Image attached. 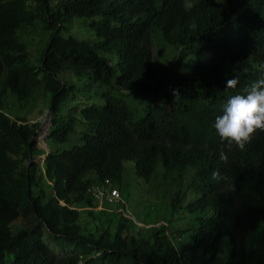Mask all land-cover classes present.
<instances>
[{
    "label": "trees",
    "instance_id": "1",
    "mask_svg": "<svg viewBox=\"0 0 264 264\" xmlns=\"http://www.w3.org/2000/svg\"><path fill=\"white\" fill-rule=\"evenodd\" d=\"M33 1L36 9L0 0V264H220L225 239L227 264H264V130L237 145L213 127L229 96L264 79V0ZM38 18L49 38L37 66L18 33ZM75 18L93 19L96 42L61 36ZM157 30L170 46L197 47L192 70L158 78ZM101 53L118 54V63ZM65 74L103 92L81 93ZM40 88L54 120L46 143L64 144L77 130L85 142L51 151L43 164L35 162L45 154L34 140L41 123L6 111L9 94L28 101ZM132 91L155 96L143 117L125 99ZM77 92L85 102L64 113ZM128 161L148 182L161 165L182 187L196 171L188 191L203 195L172 203L175 213L197 216L183 232L189 240L178 245L167 225L139 228L98 211L89 187L106 179L118 186Z\"/></svg>",
    "mask_w": 264,
    "mask_h": 264
},
{
    "label": "rangeland",
    "instance_id": "2",
    "mask_svg": "<svg viewBox=\"0 0 264 264\" xmlns=\"http://www.w3.org/2000/svg\"><path fill=\"white\" fill-rule=\"evenodd\" d=\"M27 1L29 7H35L33 0ZM61 1L63 0H54L52 6ZM92 20V18H75L68 23H64L60 34L62 37H74L86 43H94L97 41V37L90 26ZM18 36L28 46L33 64L38 66L49 38V33L45 30L43 19L38 18L34 24L20 30ZM154 45L156 56L153 64L158 78L163 77L165 72L172 68L179 72H187L193 69L197 47L182 50L180 47L170 46L164 42L162 32L159 30L155 32ZM161 49L163 51L159 54ZM101 55L109 58L114 65L118 63V54L101 53ZM63 77L75 81L74 75L65 74ZM75 82L81 86V93H92L95 96L97 90L103 92V86L99 83L90 86L91 82H87V79H83L82 81H78L77 79ZM36 92L35 96L31 97L28 101H20L15 95L9 94L7 98V113L15 119L26 118L42 123L47 118L48 110H50V95L42 88L37 89ZM130 96H126L125 99L137 118L143 117L146 114L149 102L155 98L153 95L144 96L139 91H132ZM84 97L86 96L77 92V100L75 99L74 101V95L71 96L70 100L63 105V112L67 113V110L77 102L84 103ZM95 99L96 105L101 106L104 104L101 98L95 97ZM47 126L48 124H45V130ZM40 136L41 134H39V141L37 142L44 147L46 144L47 148L49 145L51 151L71 150L75 146H83L85 143L81 138L82 132L78 130L70 136L66 143L61 145H52L51 142L47 144L46 136L42 137V141H40ZM43 159L44 156L36 157L35 162L42 164ZM195 176L196 171L191 169L182 187L179 185L181 180L178 178L177 181H171L165 168L161 165L156 178L152 182H148L138 175L136 163L134 161H128L126 162L123 181L118 183L117 186L121 190L124 203L121 205H107L105 210L109 212L116 211L121 216L129 218L132 224L135 223L139 228H145L146 226L147 228H151L161 224L167 225L170 232L174 234L173 239L180 245V237L184 236V230H190L197 224V216L191 215L186 209L175 213L172 203L176 195L182 193H188L186 203L197 201L203 195V192L188 191V187L193 182ZM189 239L188 237H183V241ZM222 251L223 254L221 255L220 264H227L231 256V246L227 239L224 240Z\"/></svg>",
    "mask_w": 264,
    "mask_h": 264
},
{
    "label": "clouds",
    "instance_id": "3",
    "mask_svg": "<svg viewBox=\"0 0 264 264\" xmlns=\"http://www.w3.org/2000/svg\"><path fill=\"white\" fill-rule=\"evenodd\" d=\"M221 139L242 145L256 130H264V79L254 81L246 94L231 95L213 124Z\"/></svg>",
    "mask_w": 264,
    "mask_h": 264
},
{
    "label": "built area",
    "instance_id": "4",
    "mask_svg": "<svg viewBox=\"0 0 264 264\" xmlns=\"http://www.w3.org/2000/svg\"><path fill=\"white\" fill-rule=\"evenodd\" d=\"M87 193L99 204L98 210H105L107 205H121L124 203L121 190L112 179L89 187Z\"/></svg>",
    "mask_w": 264,
    "mask_h": 264
},
{
    "label": "water",
    "instance_id": "5",
    "mask_svg": "<svg viewBox=\"0 0 264 264\" xmlns=\"http://www.w3.org/2000/svg\"><path fill=\"white\" fill-rule=\"evenodd\" d=\"M46 123H48V127L46 129V139H48V137L50 136V132H51L53 126H54V120H53V117H52V111L51 110H48L47 118L41 123V126L38 129V131H37L38 135H37V137L34 138V140L39 141V134H41L45 130L44 126H45ZM46 146H47L46 144H45V147H44V146H41L40 143H38V148L45 152V154L43 155L44 159L42 161V164L45 162L46 158L51 153L50 147L48 146V148H47Z\"/></svg>",
    "mask_w": 264,
    "mask_h": 264
},
{
    "label": "bare ground",
    "instance_id": "6",
    "mask_svg": "<svg viewBox=\"0 0 264 264\" xmlns=\"http://www.w3.org/2000/svg\"><path fill=\"white\" fill-rule=\"evenodd\" d=\"M22 95H23V94H22ZM10 110H11V109H10ZM47 127H48V126H47ZM43 132L46 133V130H44ZM43 132H42V133H43ZM42 133H41V136H42ZM42 137H43V136H42ZM42 137H41V139H40L41 141H42ZM17 148H18V147H17ZM9 151H10V150H9ZM32 152H33V151H32ZM91 164H92V163H91ZM0 166H1V165H0ZM94 168H95V167H94ZM108 177H109V176H108ZM80 183H81V182H80ZM78 193H79V192H78ZM39 225H40V224H39ZM26 230H27V229H26ZM54 231H55V230H54ZM155 238H156V237H155ZM152 243H153V242H152ZM57 244H58V243H57ZM149 244H150V243H149ZM154 245H155V244H154ZM222 254H223V253H222Z\"/></svg>",
    "mask_w": 264,
    "mask_h": 264
},
{
    "label": "crops",
    "instance_id": "7",
    "mask_svg": "<svg viewBox=\"0 0 264 264\" xmlns=\"http://www.w3.org/2000/svg\"><path fill=\"white\" fill-rule=\"evenodd\" d=\"M31 121H33V122H35L36 120H32V119H30Z\"/></svg>",
    "mask_w": 264,
    "mask_h": 264
}]
</instances>
